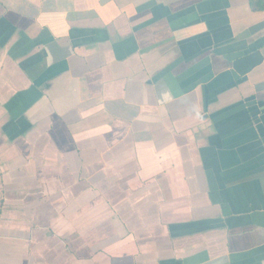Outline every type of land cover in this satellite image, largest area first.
I'll list each match as a JSON object with an SVG mask.
<instances>
[{
	"label": "crops",
	"instance_id": "obj_1",
	"mask_svg": "<svg viewBox=\"0 0 264 264\" xmlns=\"http://www.w3.org/2000/svg\"><path fill=\"white\" fill-rule=\"evenodd\" d=\"M0 264H264V0H0Z\"/></svg>",
	"mask_w": 264,
	"mask_h": 264
}]
</instances>
